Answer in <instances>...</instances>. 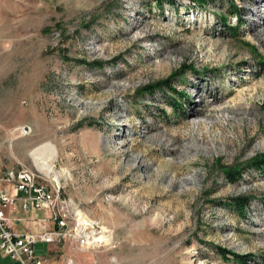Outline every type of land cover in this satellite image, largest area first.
<instances>
[{
	"label": "rangeland",
	"instance_id": "rangeland-1",
	"mask_svg": "<svg viewBox=\"0 0 264 264\" xmlns=\"http://www.w3.org/2000/svg\"><path fill=\"white\" fill-rule=\"evenodd\" d=\"M263 1L0 0V158L110 232L38 243L45 264H239L216 246L264 264V172L246 163L264 152ZM171 74L177 92L142 90ZM47 143L58 184L31 156ZM243 195L244 215L226 205Z\"/></svg>",
	"mask_w": 264,
	"mask_h": 264
},
{
	"label": "built area",
	"instance_id": "built-area-1",
	"mask_svg": "<svg viewBox=\"0 0 264 264\" xmlns=\"http://www.w3.org/2000/svg\"><path fill=\"white\" fill-rule=\"evenodd\" d=\"M49 183L38 171L0 164V252L18 264H45L36 249L38 243L72 240L79 249H86L110 238L108 230L67 206L60 188ZM18 210L19 215H10ZM35 224L38 229H33Z\"/></svg>",
	"mask_w": 264,
	"mask_h": 264
},
{
	"label": "trees",
	"instance_id": "trees-1",
	"mask_svg": "<svg viewBox=\"0 0 264 264\" xmlns=\"http://www.w3.org/2000/svg\"><path fill=\"white\" fill-rule=\"evenodd\" d=\"M195 1L199 4H204V3H208L209 1H213V0H195ZM158 2L161 3L162 0H158ZM234 12L237 14V17L240 19L241 15L239 14V9L237 6H234ZM223 23H224V25H226V27L228 29H231L233 31L236 29L234 26L227 25L225 19H224ZM96 63L98 65H101V62H99V61ZM261 64L264 65V60H261ZM186 68H189L191 70H196L195 68L191 67L190 65H188V66L184 65L182 67V69H180L179 73L183 74V72ZM174 75L175 74H171V76H169L163 80H159L157 82L149 84L148 86L144 87L142 90L145 93H151L152 91L157 90V89H161L163 91L164 89H167V87H168V89H171V90L177 92L176 88L170 85V83L172 82L171 80L173 79V77H175ZM179 93L181 96H185L184 92H179ZM172 103L174 105H180L181 106V103L175 102L174 98H172ZM246 163L249 167H252L255 170H258L260 172H264V152L256 154L251 159H249ZM225 175L227 177V180L230 182H236L237 180H239L242 177V173L239 171V169L238 168L234 169V167H230L229 169L227 168L225 171ZM249 200H250V197L244 196V195L231 197L228 200L229 202L226 203V205H232L234 208H236V210H238V212L240 214L244 215L245 208L247 207ZM216 249L222 258L227 259V255H231L232 259L234 261L238 262L239 264H249L250 259L255 256L254 254H251V253L240 254V253H237V252L232 251L230 249L224 248L222 246H216Z\"/></svg>",
	"mask_w": 264,
	"mask_h": 264
},
{
	"label": "bare ground",
	"instance_id": "bare-ground-1",
	"mask_svg": "<svg viewBox=\"0 0 264 264\" xmlns=\"http://www.w3.org/2000/svg\"><path fill=\"white\" fill-rule=\"evenodd\" d=\"M56 155V147L52 143H47L35 148L31 152V156L35 162V164L39 167V169L45 171L43 173L46 174L48 178H53V182L57 183L60 180L61 175L57 172L52 165V160Z\"/></svg>",
	"mask_w": 264,
	"mask_h": 264
},
{
	"label": "crops",
	"instance_id": "crops-1",
	"mask_svg": "<svg viewBox=\"0 0 264 264\" xmlns=\"http://www.w3.org/2000/svg\"><path fill=\"white\" fill-rule=\"evenodd\" d=\"M0 164L4 167H9L10 163L6 162L0 158ZM9 213V212H8ZM21 212L20 210L16 211V212H12L10 215H19ZM0 264H18L16 261L12 260L8 255L0 252Z\"/></svg>",
	"mask_w": 264,
	"mask_h": 264
}]
</instances>
